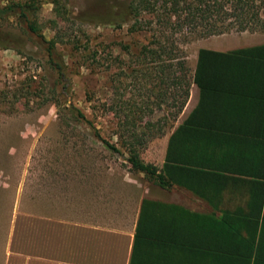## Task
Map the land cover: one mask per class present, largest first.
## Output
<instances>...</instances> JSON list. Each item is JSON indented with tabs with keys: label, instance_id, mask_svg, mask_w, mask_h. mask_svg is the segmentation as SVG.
<instances>
[{
	"label": "crops",
	"instance_id": "crops-1",
	"mask_svg": "<svg viewBox=\"0 0 264 264\" xmlns=\"http://www.w3.org/2000/svg\"><path fill=\"white\" fill-rule=\"evenodd\" d=\"M194 73L158 140L161 184L129 166H79L62 213L33 210L62 225L63 264H264V35L207 37Z\"/></svg>",
	"mask_w": 264,
	"mask_h": 264
},
{
	"label": "rangeland",
	"instance_id": "rangeland-1",
	"mask_svg": "<svg viewBox=\"0 0 264 264\" xmlns=\"http://www.w3.org/2000/svg\"><path fill=\"white\" fill-rule=\"evenodd\" d=\"M39 1L30 19L46 40L56 39L57 53L66 65L63 83L68 91L62 94L61 85L53 87L55 75L24 23L14 15L0 19V38L14 46L0 47V92L7 94L0 97V189L7 191L1 194L3 202L13 200L7 212L6 205H0L5 264H63L62 225L34 217L33 210L42 213L49 207L53 216L62 213L65 184L79 187V166H119L122 170L129 166L122 150L111 153L94 136L96 132L118 147L114 136L117 113L128 112L139 126L151 122L153 129L158 126L165 131L173 125L179 113L170 98L179 87L169 86L164 102L161 90L151 91L158 79L154 73L147 74L149 65H140L141 48L156 50L154 38L170 48L168 63L176 81L183 74L190 78L193 55L207 39L174 33L164 42L152 35L154 25L146 24L152 17L144 12L139 19L143 29L128 32L132 20L127 6L132 0H60L67 11L64 18L54 16L50 0ZM16 2L29 0H0V7ZM258 7L264 14V0ZM16 89L22 90L12 97ZM68 105L76 107L90 125L74 120L64 110ZM158 140L154 137L146 144L151 164L158 161ZM140 153L141 159L145 148ZM66 175H72L71 181H66Z\"/></svg>",
	"mask_w": 264,
	"mask_h": 264
},
{
	"label": "trees",
	"instance_id": "trees-1",
	"mask_svg": "<svg viewBox=\"0 0 264 264\" xmlns=\"http://www.w3.org/2000/svg\"><path fill=\"white\" fill-rule=\"evenodd\" d=\"M260 3H262V0H132L127 6L128 15L131 16L132 20L127 30L128 32H138L141 28L143 29V26L139 23V19L141 13L144 12L152 17L151 21L146 23L152 27L154 25L153 28H150L152 35H159L164 42L174 33L190 35L193 39H200L224 34L231 30L237 32H264V14L260 12L262 8L258 7ZM50 4L52 5V13L55 17L64 18L66 16L67 11L60 0H50ZM39 7V0H29V2H25L24 4L17 2L9 3L0 7V19L14 15L24 23L27 33L39 41L44 52L45 62L49 70L55 75L53 87L61 85V93H67L68 88L66 83H63L66 82V65L61 55L57 53V41L55 38L46 40L39 32L38 26L30 19V16L37 12ZM124 22V20L120 21V23ZM52 24L53 27L57 25L55 20L52 21ZM154 39L152 42L156 45L157 49H147L146 51L145 48H141L138 61L140 65H149L150 70L146 69L147 74L154 73L153 78L155 80L158 79V84H152L151 91L155 89L161 90L162 102L167 100V88L177 84L179 90L170 99L176 101V114H178L184 106L190 83H196V73H194L193 78L191 76L190 78H186V74H183L181 78L175 81L172 78L171 64L168 63L171 60V49L163 46L159 38ZM0 47L7 48L14 46H9L6 39L0 38ZM204 53L209 52L201 49L198 50V58L200 59ZM162 57L165 59H161ZM147 59L148 61L145 62ZM180 67H183V65ZM144 74L147 75L146 72ZM20 90L22 89L14 90L11 93L12 97H16V94ZM23 90L27 92L28 88L25 87ZM6 96V93L0 92L1 98ZM64 110L74 120L90 125L76 107L68 105L64 107ZM117 115L118 119L115 123L114 136L116 137V145L118 147L99 138L96 132H94L95 138L111 153L121 154L120 150H122L125 154V161L129 165V170L142 172L151 179L155 178L161 184L160 176L155 174L156 169L153 167L154 165L143 162L140 159V151L146 147L150 139L160 137L164 130L158 128V126L153 129L154 126L151 122H145L142 126H139L136 120L130 117L128 112L121 111ZM171 126L170 124L167 129H170ZM152 130H156V132L152 133ZM6 192V190L0 189V205H6L7 212V210H10L13 200L3 202L1 194H5ZM260 194L264 197V185L261 187ZM4 261V251L1 246L0 264H5Z\"/></svg>",
	"mask_w": 264,
	"mask_h": 264
}]
</instances>
